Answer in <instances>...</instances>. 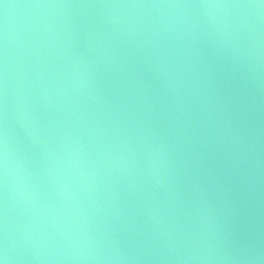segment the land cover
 I'll return each mask as SVG.
<instances>
[{"label":"water","instance_id":"95a60500","mask_svg":"<svg viewBox=\"0 0 264 264\" xmlns=\"http://www.w3.org/2000/svg\"><path fill=\"white\" fill-rule=\"evenodd\" d=\"M3 264H264V0H0Z\"/></svg>","mask_w":264,"mask_h":264},{"label":"snow or ice","instance_id":"6c2138e0","mask_svg":"<svg viewBox=\"0 0 264 264\" xmlns=\"http://www.w3.org/2000/svg\"><path fill=\"white\" fill-rule=\"evenodd\" d=\"M0 264H3V261H0Z\"/></svg>","mask_w":264,"mask_h":264}]
</instances>
